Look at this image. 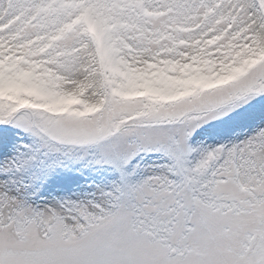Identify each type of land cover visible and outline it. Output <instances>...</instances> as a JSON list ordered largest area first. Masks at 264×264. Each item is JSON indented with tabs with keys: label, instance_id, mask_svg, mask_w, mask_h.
Here are the masks:
<instances>
[{
	"label": "snow or ice",
	"instance_id": "snow-or-ice-1",
	"mask_svg": "<svg viewBox=\"0 0 264 264\" xmlns=\"http://www.w3.org/2000/svg\"><path fill=\"white\" fill-rule=\"evenodd\" d=\"M0 264H264V0H0Z\"/></svg>",
	"mask_w": 264,
	"mask_h": 264
}]
</instances>
